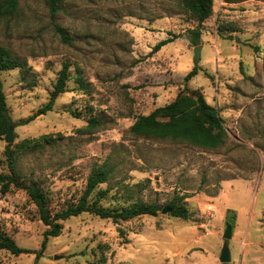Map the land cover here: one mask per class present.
<instances>
[{"label": "rangeland", "instance_id": "1", "mask_svg": "<svg viewBox=\"0 0 264 264\" xmlns=\"http://www.w3.org/2000/svg\"><path fill=\"white\" fill-rule=\"evenodd\" d=\"M223 1L214 0V13L202 25L198 61L190 33L198 22L182 0H65L55 15L45 0H20L18 12L0 21V44L27 62L25 69L0 73L14 129L12 143L0 139V173H11L8 144L17 149L24 139L49 135L42 149L19 157L17 170L23 183L37 180L43 186L55 212L78 202L92 169L105 162L113 171L90 202L107 188L100 202L107 208L137 200L166 206L174 197L191 195L184 201L191 210L187 220L162 210L119 222L90 212L72 216L62 221L60 235L49 236L37 259L49 227L28 192L13 187L0 192V227L32 252L0 250V264L100 259L108 264H264V0ZM164 17L173 18L174 38L153 51L170 37L153 23ZM152 27L158 29L151 34ZM154 52L174 74L198 68L192 85L207 90L229 130L221 147L204 149L130 132L138 115L171 98L158 92L165 82L150 58ZM66 61L67 90L52 110L27 121L48 102ZM173 83L180 85L181 79ZM91 116L101 117L102 126L82 131ZM229 225L232 260L222 263Z\"/></svg>", "mask_w": 264, "mask_h": 264}, {"label": "trees", "instance_id": "2", "mask_svg": "<svg viewBox=\"0 0 264 264\" xmlns=\"http://www.w3.org/2000/svg\"><path fill=\"white\" fill-rule=\"evenodd\" d=\"M53 15L62 7L65 0H45ZM226 2H242L245 0H225ZM183 8L186 12L198 22V26L191 29V42L194 46L201 44L202 25L214 13V0H182ZM20 0H0V21L6 17L14 16L19 10ZM223 28V27H222ZM64 40L67 42L66 31L59 27ZM227 30V28H226ZM230 30V29H229ZM223 31V29H222ZM223 36V35H222ZM227 36V35H225ZM229 37V36H227ZM174 37H169L159 41L153 51H158L162 46L172 41ZM27 62L17 57L12 50L0 44V73L4 70L25 69ZM198 73L195 67L186 76V80L191 79ZM70 63L64 62L59 72L58 79L54 85L53 91L47 103L42 105L33 115L27 118V121L35 119L41 114L52 110L59 95L67 90V83L70 80ZM77 80L80 86L87 90L85 80L78 74ZM93 112V108H90ZM75 116H79L74 110H70ZM103 120L101 117L91 116L83 129L84 132H90L99 129ZM13 126V119L7 103V97L4 90V83L0 77V139L6 138L9 128ZM130 132L137 137H144L156 140H171L174 142L188 143L193 146L204 149H217L221 147L229 137V130L225 124V119L221 114L219 107L208 102L206 96L200 89H190L185 86L177 96L165 105L156 107L149 114L138 115L130 126ZM49 135H42L39 138L24 139L16 145L17 149L12 148V144L6 147L8 155V164L10 174L0 173V192L6 193L13 187L23 188L30 195L32 201L36 204L40 219L49 228L45 231L46 238L42 242V248L37 252V259L46 249L49 236H58L61 234L62 221L72 216H77L83 212H90L102 218L112 219L114 222L125 221L142 215H157L164 207L169 206L172 210L170 214L175 217L189 219L191 210L184 201L191 195L184 193L174 197L166 206L156 202H143L137 200L132 205L121 208H107L100 204L105 198L109 189L98 190V196L90 202V198L102 183L108 182L113 166L108 162L96 166L92 169L88 179L87 186L83 191L78 202L72 203L61 211H53L49 205L50 198L39 182L33 181L23 183L19 178L22 176L17 170L19 157L30 151L42 149L45 145L42 139ZM1 198V197H0ZM0 250H7L15 255L24 252H32L30 249L22 248L16 240L4 232L0 227ZM37 264H43L37 262ZM57 264H108L106 259L89 262H58Z\"/></svg>", "mask_w": 264, "mask_h": 264}, {"label": "crops", "instance_id": "3", "mask_svg": "<svg viewBox=\"0 0 264 264\" xmlns=\"http://www.w3.org/2000/svg\"><path fill=\"white\" fill-rule=\"evenodd\" d=\"M223 3L231 4L230 2H226L225 0L223 1ZM172 20H173L172 17H164V18L156 19L153 23L159 24L161 27H164V30L168 32V35L170 37H172L171 35H172V33H174L173 27H172ZM203 24H205V22ZM155 29H158V28L152 27L150 30H148V32L152 34L155 31ZM147 33H145V35H144V37H146V38L148 37ZM218 35H220V34H218ZM223 37H227V36H223ZM152 44H153V41H152ZM202 48H203V46H202ZM150 50L152 51L151 45H150ZM150 58H151V60H154L156 62V64H158V65H156V69H157V71L160 72V76H162L163 82H165V83H163V85L158 87V92L162 95V97H166V96L171 97L170 100L164 102L165 104L172 101L177 96V94L185 88V86L189 87L190 89H200L207 98L208 93H207V90L205 88L195 87L192 85V78L194 76L191 79L186 80V76L189 74V72L184 73V74H179V75L174 74V72L170 68V64L168 62H166L165 60L157 57V52H154ZM198 72H199V70H198ZM157 75H159V74L157 73ZM179 79H181L180 85H178L177 83L176 84L173 83ZM212 80L217 82V80H215V77H213ZM166 82H171V83L166 85ZM211 84L215 85V82H212ZM216 100L217 99H215V101ZM158 105L156 107H158Z\"/></svg>", "mask_w": 264, "mask_h": 264}, {"label": "water", "instance_id": "4", "mask_svg": "<svg viewBox=\"0 0 264 264\" xmlns=\"http://www.w3.org/2000/svg\"><path fill=\"white\" fill-rule=\"evenodd\" d=\"M237 40H239V39H237ZM201 48H202V46L200 44L196 46V51H195V60L196 61L200 60ZM5 140L8 143H12L14 141V129H13V127L9 128V131H8V134H7L6 138H5ZM171 210L172 209L169 206H166V207L163 208L162 212L163 213H168ZM232 235H233V229H232V226L229 225L226 228L225 233H224V238L226 239V242H225V244H224V246L222 248L221 256H220V261L222 263H229L232 260L230 247L228 245V240H230L232 238ZM56 258L58 259L59 256H56Z\"/></svg>", "mask_w": 264, "mask_h": 264}]
</instances>
